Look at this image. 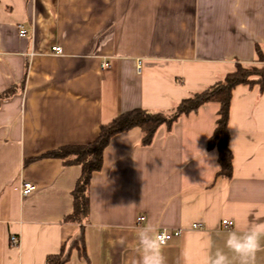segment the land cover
<instances>
[{"label": "crops", "instance_id": "crops-1", "mask_svg": "<svg viewBox=\"0 0 264 264\" xmlns=\"http://www.w3.org/2000/svg\"><path fill=\"white\" fill-rule=\"evenodd\" d=\"M255 46L264 50V0H0V96L13 90L0 99V264H45L81 228L89 264H133L137 229L148 223L180 231L164 249L168 264H184L183 254L204 264L228 231L264 222V95L256 87L232 94L230 180L215 179L217 152L207 150L217 103L160 127L146 147L139 129L112 137L90 178L82 227L62 222L80 168L29 161L91 143L133 109L170 112L235 63L255 64ZM23 182L36 186L26 197ZM66 264L84 261L73 251ZM254 264H264V251Z\"/></svg>", "mask_w": 264, "mask_h": 264}, {"label": "trees", "instance_id": "trees-1", "mask_svg": "<svg viewBox=\"0 0 264 264\" xmlns=\"http://www.w3.org/2000/svg\"><path fill=\"white\" fill-rule=\"evenodd\" d=\"M254 52L255 64L244 66L238 62L235 63L233 71L225 74L211 86L181 100L170 112L133 109L118 115L108 124L101 126L96 139L89 144L61 146L29 160L58 159L64 166H78L80 168V175L71 192L72 209L70 213L64 216L62 222L78 224L82 227V222L88 215L90 178L93 173L100 171L103 152L112 137L132 129H139L141 146H149L160 127L170 129L178 118L196 112L207 103H217L219 106L214 131L207 141V150L217 152L218 170L215 173V179L230 180L233 174V155L229 146L228 123L233 91L237 87L249 89L256 87L258 93L264 95V50L255 46ZM12 92V89L8 90L0 96V99L9 97ZM82 231L81 228L78 236L63 244L57 253L48 255L45 264H66L73 251L83 259L84 264H89Z\"/></svg>", "mask_w": 264, "mask_h": 264}, {"label": "clouds", "instance_id": "clouds-1", "mask_svg": "<svg viewBox=\"0 0 264 264\" xmlns=\"http://www.w3.org/2000/svg\"><path fill=\"white\" fill-rule=\"evenodd\" d=\"M137 251L139 260L133 264H168L164 249L167 244V233L148 223L138 228ZM120 243H124L121 238ZM211 246V241H210ZM225 249L227 251H225ZM264 251V222H253L243 228H236L227 232L222 248H215L204 261V264H232L234 258H239L240 264H254L257 253ZM228 253H232L230 257ZM184 255V264L189 259Z\"/></svg>", "mask_w": 264, "mask_h": 264}, {"label": "built area", "instance_id": "built-area-1", "mask_svg": "<svg viewBox=\"0 0 264 264\" xmlns=\"http://www.w3.org/2000/svg\"><path fill=\"white\" fill-rule=\"evenodd\" d=\"M26 34V31L22 28H19V36L20 37H24ZM51 51L53 53H56V54H61L62 53V50L60 47L58 46H54L51 48ZM109 68V64L104 62L101 64V69L102 70H106ZM36 190V186L32 183H29V182H23L21 184V187H20V195L23 196V197H26L28 195H30L31 193H33L34 191ZM144 216H140L138 219H137V222H142L144 221ZM222 226L225 228V229H230L232 226H233V223L230 222V221H227V220H223L222 221ZM193 228H201V225L199 224H194L192 226ZM162 233L166 232L167 233V242L172 239L173 237H176V236H179L180 234V231L179 230H175V231H172V232H167L165 230L161 231ZM10 243L13 245V246H16L18 244V238L15 237V236H12L10 238Z\"/></svg>", "mask_w": 264, "mask_h": 264}]
</instances>
